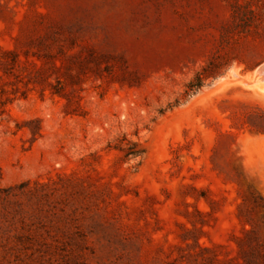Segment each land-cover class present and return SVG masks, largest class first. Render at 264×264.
Segmentation results:
<instances>
[{"label": "rangeland", "instance_id": "1", "mask_svg": "<svg viewBox=\"0 0 264 264\" xmlns=\"http://www.w3.org/2000/svg\"><path fill=\"white\" fill-rule=\"evenodd\" d=\"M262 66L264 0H0V264H264Z\"/></svg>", "mask_w": 264, "mask_h": 264}, {"label": "trees", "instance_id": "2", "mask_svg": "<svg viewBox=\"0 0 264 264\" xmlns=\"http://www.w3.org/2000/svg\"><path fill=\"white\" fill-rule=\"evenodd\" d=\"M124 152V156H136L135 153H132L131 151H129V149H126ZM141 154V153H140Z\"/></svg>", "mask_w": 264, "mask_h": 264}, {"label": "bare ground", "instance_id": "3", "mask_svg": "<svg viewBox=\"0 0 264 264\" xmlns=\"http://www.w3.org/2000/svg\"><path fill=\"white\" fill-rule=\"evenodd\" d=\"M263 71H264V66H262V68L259 69L260 74L263 73Z\"/></svg>", "mask_w": 264, "mask_h": 264}]
</instances>
